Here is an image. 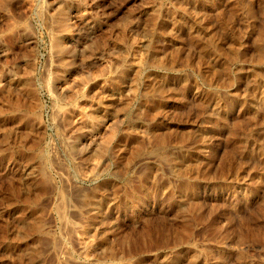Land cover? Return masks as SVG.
Returning <instances> with one entry per match:
<instances>
[{
	"label": "rangeland",
	"instance_id": "374dc122",
	"mask_svg": "<svg viewBox=\"0 0 264 264\" xmlns=\"http://www.w3.org/2000/svg\"><path fill=\"white\" fill-rule=\"evenodd\" d=\"M0 264H264V0H0Z\"/></svg>",
	"mask_w": 264,
	"mask_h": 264
}]
</instances>
